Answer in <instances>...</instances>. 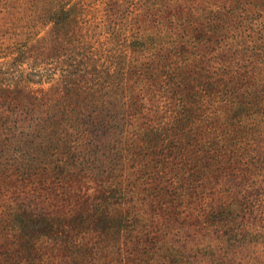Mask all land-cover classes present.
<instances>
[{
  "label": "trees",
  "instance_id": "obj_1",
  "mask_svg": "<svg viewBox=\"0 0 264 264\" xmlns=\"http://www.w3.org/2000/svg\"><path fill=\"white\" fill-rule=\"evenodd\" d=\"M180 1L57 0L44 34L16 47L17 58L57 76L38 88L0 81V174L71 168L117 178L129 154L182 150L203 153L207 170L227 156V166L249 160L241 179L260 173L261 36L237 31L230 42L217 31L239 1L220 10L199 0L188 13ZM241 208L232 200L219 212ZM20 221L22 233L34 225ZM261 226L250 223L244 238L258 241Z\"/></svg>",
  "mask_w": 264,
  "mask_h": 264
},
{
  "label": "rangeland",
  "instance_id": "obj_2",
  "mask_svg": "<svg viewBox=\"0 0 264 264\" xmlns=\"http://www.w3.org/2000/svg\"><path fill=\"white\" fill-rule=\"evenodd\" d=\"M238 1L242 10H234L231 23L217 31L260 35L264 48V0H211L220 10ZM180 2L179 10L188 13L199 0ZM57 8V0H0L4 84L38 88L57 76L32 58H17L16 49L44 34ZM261 128L256 145L263 166L244 179L248 159L227 166L225 156L207 170L203 153L194 150L129 154L117 178L71 168L4 172L0 257L21 264H264V234L252 241L242 233L251 231L252 222L264 230V116ZM232 200L242 208L220 215ZM21 218L34 222L26 233Z\"/></svg>",
  "mask_w": 264,
  "mask_h": 264
}]
</instances>
